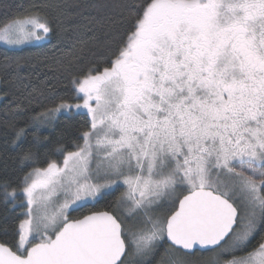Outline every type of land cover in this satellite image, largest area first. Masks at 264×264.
Segmentation results:
<instances>
[{
    "label": "snow or ice",
    "instance_id": "snow-or-ice-1",
    "mask_svg": "<svg viewBox=\"0 0 264 264\" xmlns=\"http://www.w3.org/2000/svg\"><path fill=\"white\" fill-rule=\"evenodd\" d=\"M49 7L3 5L0 41L46 40ZM130 18L109 58L72 77L82 103L8 125L18 145L58 113L86 109L91 121L76 151L57 149L62 165L24 173L26 218L0 229L13 237L0 241V264H193V253L209 254L199 264H264V0H142ZM24 112L15 100L3 108ZM46 140L33 133L21 169L41 163ZM11 183L0 179L14 211Z\"/></svg>",
    "mask_w": 264,
    "mask_h": 264
},
{
    "label": "trees",
    "instance_id": "trees-1",
    "mask_svg": "<svg viewBox=\"0 0 264 264\" xmlns=\"http://www.w3.org/2000/svg\"><path fill=\"white\" fill-rule=\"evenodd\" d=\"M142 0H0V17L3 16V5H29L47 3L46 15L52 24V32L46 41L39 45L21 49H8L0 45V179H11V187L17 190L22 187L24 173L34 167H45L48 161L59 163L63 153L57 151L62 145L64 152L74 151L76 145L83 141L82 133L89 130L90 122L85 114L59 115L44 124L31 125L27 140L18 145L11 143L14 130L8 127H24L31 117L49 108L56 107L61 100L69 103L76 101L75 87L72 84L74 75L86 73L88 68L109 58V53L118 45L131 23L130 12ZM3 24H0V29ZM23 57L19 69L15 63L4 67L3 54ZM105 65L99 64L102 69ZM4 93L8 95L5 97ZM15 100L25 107L22 117L5 116L4 105ZM14 106V104H13ZM33 133L41 138L47 137L39 149L41 163L29 164L21 169L16 159L22 148L33 140ZM119 194V190L117 193ZM3 189L0 188V229L5 224L14 228L23 219L21 207L8 210L3 203ZM104 202L94 208L88 206L72 212V217H79L89 211L102 210ZM7 239L11 244L13 237H5L0 232V241ZM259 239V234L256 240ZM253 241L248 250L255 246ZM241 253H236L240 255ZM209 254L193 253V264ZM230 258V257H226Z\"/></svg>",
    "mask_w": 264,
    "mask_h": 264
},
{
    "label": "rangeland",
    "instance_id": "rangeland-1",
    "mask_svg": "<svg viewBox=\"0 0 264 264\" xmlns=\"http://www.w3.org/2000/svg\"><path fill=\"white\" fill-rule=\"evenodd\" d=\"M3 28V27H2ZM1 28V29H2ZM47 40V39H46ZM46 40H43V41H33V42H31V43H26V44H23V45H18V46H12V45H6L3 41H0V45L1 46H3V47H5V48H8V49H21V48H23V47H27V46H33V45H39V44H41V43H43L44 41H46ZM72 104H75V103H82V99L81 100H76V101H74V102H71ZM80 113L81 114H85L87 117H88V119H89V122H90V124H91V121H90V117L88 116V114H87V110L86 109H82L81 111H80ZM68 114H76V112H75V110L73 111V113H66V112H64V113H58L56 116H55V118H57V116H59V115H68ZM55 118H53V119H55ZM80 145H83V141H82V143L80 144ZM77 150V148L74 150V151H76ZM62 162H63V158H62V160L58 163V164H61L62 165ZM46 167V166H45ZM22 187H23V185H22ZM22 187L20 188V189H22ZM20 189H18L17 190V196H16V199H15V204L17 205L15 208H17V207H21V208H23L22 209V213L23 212H26L27 211V198H26V196L22 193V191H20ZM119 190V192L120 191H123L124 189H123V187H121L120 189H118ZM23 205V206H20V205ZM26 217L25 216H23V219H25ZM33 242H37V241H33Z\"/></svg>",
    "mask_w": 264,
    "mask_h": 264
}]
</instances>
